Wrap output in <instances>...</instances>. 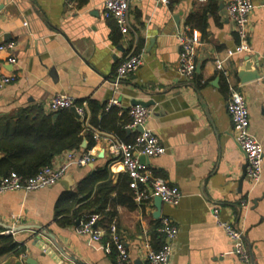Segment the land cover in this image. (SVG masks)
<instances>
[{
	"label": "crops",
	"instance_id": "obj_1",
	"mask_svg": "<svg viewBox=\"0 0 264 264\" xmlns=\"http://www.w3.org/2000/svg\"><path fill=\"white\" fill-rule=\"evenodd\" d=\"M252 2L251 50L236 54L238 38L227 15L226 0H130L126 33L119 31L112 17L104 16V0H0V44L12 42L16 59L10 63L11 52L0 50V72L17 75L0 91V117L25 110L49 112V100L61 93L74 97L79 107L88 101L105 111L115 107L120 122L129 120L127 126V108L134 100L153 102L147 107L150 114L145 127L157 135L165 152L148 158L145 164L154 177L175 186L181 198L174 206L162 203L157 217L153 199L135 203L133 208L123 204L113 207V220L129 252L126 264H147L144 243L156 250L167 241L158 230L161 217H167L178 229L170 242L168 264H241L212 216L214 206L222 220L243 230L253 264H264V0ZM183 32H196L199 38L191 78L180 72L177 35ZM140 43L142 47L136 52ZM132 53L142 54V64L119 85H111L117 65ZM246 57L258 68L260 77L240 84L237 69ZM216 59L224 61L230 83L244 95L250 130L263 148L262 176L257 184L244 176L246 157L234 137L226 109L228 84L215 68ZM136 132L126 128L127 139L123 141H131ZM83 140L86 147H81V142L77 151H92L93 159L86 166L68 169L64 177L71 179L69 189L58 181L37 190L0 194V235H7L5 225L17 215L20 224L44 226L72 259L49 238L27 229L13 234L24 252L18 257L1 256L0 264H13L18 259L37 264H117L114 252L104 250L105 234L100 241H92L78 233L77 228L87 218L61 223V216H56L61 197L75 192L93 171H109L107 183L116 187L111 198L121 197L118 189L126 185V173L106 142L95 141L88 148L89 141ZM63 153L51 164H58ZM241 201L247 206L241 207ZM46 248L52 250L43 254Z\"/></svg>",
	"mask_w": 264,
	"mask_h": 264
},
{
	"label": "built area",
	"instance_id": "obj_2",
	"mask_svg": "<svg viewBox=\"0 0 264 264\" xmlns=\"http://www.w3.org/2000/svg\"><path fill=\"white\" fill-rule=\"evenodd\" d=\"M67 1L72 2V0ZM159 1L161 3L168 2V0ZM129 2L130 0H104V16L106 18L112 17L121 33H126L129 30L127 17ZM253 9L252 0H226L227 15L233 21L238 38V44L234 51L236 54L251 50L248 38L250 16ZM177 37L180 46V72L185 78H191L194 74L193 54L195 46L199 43L198 35L196 32L191 33V35L183 32ZM0 50L11 52L9 62H16L12 54L14 50L12 42L1 43ZM141 64V53L128 55L117 65L110 84L113 86L119 85L122 79L136 71ZM262 67L264 68V55ZM215 68L228 84L226 109L231 119L235 140L246 157L245 177L251 184H257L262 176L263 148L250 130L249 111L245 97L238 86L230 83V71L223 60L216 59ZM16 78L17 75L14 73L0 72V91L13 83ZM72 106L76 108L81 119H84L85 109L77 106L75 98L67 94L57 93L52 96L48 103V110L49 112H56ZM127 114L130 117V123L125 128L137 131L138 126H143V130L141 132L137 131L131 141L125 142L116 136L97 130L93 131L92 138L94 141L106 142L110 151L117 155L128 177V186L133 191V200L136 204H142L158 196L165 204L177 205L181 198L179 190L164 179L154 177L148 166L139 159L141 155L152 158L165 152V147L160 143L157 135L145 127L150 114L149 109L143 105L134 104L127 108ZM92 159V151L80 153L74 149L67 150L63 153V159L58 164L44 166L32 177H23L16 172H10L7 176L1 177L0 194L15 190L28 192L53 185L64 177L71 166H86ZM240 205L246 207L247 203L241 201ZM211 211L215 222L223 229L230 240L233 253L238 261L241 264H253L251 253L246 246L243 230L229 221L222 220L218 207L214 206ZM96 220L97 216L91 215L88 219L82 221L77 228L78 233L88 236L92 241H100L103 234H108L104 250L107 253L114 252L117 264L128 263L130 260L129 252L121 238L116 221L111 220L106 228L102 229L96 226ZM9 225L11 227L20 225V216L12 215ZM158 230L165 235L167 241L156 250L148 242L144 243L147 264H168L172 254L170 242L178 234L177 227L167 217H161ZM14 233L12 229L7 230V234L13 235Z\"/></svg>",
	"mask_w": 264,
	"mask_h": 264
},
{
	"label": "trees",
	"instance_id": "obj_3",
	"mask_svg": "<svg viewBox=\"0 0 264 264\" xmlns=\"http://www.w3.org/2000/svg\"><path fill=\"white\" fill-rule=\"evenodd\" d=\"M189 16L187 23L190 24L192 14ZM200 26L204 27V23L201 22ZM141 47L142 43L137 46L136 52ZM76 105L79 106L80 102H76ZM83 106L84 119H77L69 108L56 112L25 110L16 116L0 117V176L16 172L23 177H32L42 167L51 165L56 155L67 150H80L83 138L89 141L90 148L95 143L92 138L94 129L112 133L122 140L127 139L125 126L129 120L120 122L121 117L117 115L115 107L105 111L104 107L96 106L92 101ZM54 114L56 118H53ZM99 114L102 117L99 118ZM109 175L106 168L93 171L78 184L75 192L61 197L56 206V216H61V223L97 215L96 226L106 228L104 222L109 223L116 214L113 207L123 204L133 208L135 202L127 175L126 185L118 189L117 194H121V197L114 198L110 194L116 187L107 183ZM99 182L102 183L97 185ZM122 192L126 193L122 195ZM76 204L78 206L73 209ZM66 214H69L68 218L64 216ZM107 237L108 234H105L104 240ZM23 252L24 246L17 243L13 235H0V257L9 254L18 257Z\"/></svg>",
	"mask_w": 264,
	"mask_h": 264
},
{
	"label": "water",
	"instance_id": "obj_4",
	"mask_svg": "<svg viewBox=\"0 0 264 264\" xmlns=\"http://www.w3.org/2000/svg\"><path fill=\"white\" fill-rule=\"evenodd\" d=\"M174 19H175L176 24H178V18L174 17ZM259 77H260V72H259L258 68L253 65V61L249 57L244 58L243 63L237 69V78L239 80V83L240 84H245L247 82H250V81L258 79ZM152 103H153L152 101H150V102L141 101V100H134L133 101V105L134 104H140V105H143L144 107H148ZM69 109H70V111L73 113V115L77 119L81 118L80 115L77 113V110H76V108L74 106L70 107ZM53 118H56V114L53 115ZM142 130H143V126H138L137 127V131L138 132H141ZM81 147H83V148L86 147V141L85 140L82 141ZM0 159H1V156H0ZM139 159H140L141 162L146 163V160L148 158L146 156H144V155H141L139 157ZM246 166H247V163L245 164V167H244V173H245V170H246ZM244 176H245V174H244ZM244 176L240 179L239 183H241L243 181ZM60 182L63 184L65 189H69L70 186H71V179H70L69 176H65V177L61 178ZM162 203L163 202L160 199V197L156 196V197L153 198V204H154V206L156 208L155 217H157V215L160 214ZM255 203L256 202H254V204ZM77 224H79V221H77ZM5 228L7 230L12 229L15 233L19 232V231H22V230L30 229V230H33V233H35V234L46 236L47 238L50 239L51 243L67 259H72L71 255L67 251H65L63 249V247H61L57 243V241L55 240V236L52 233L48 232L44 226L35 225V224H20V225L14 226V227H11V225H5ZM51 250H52L51 248H46V249H44L43 254H46V253H48ZM13 264H37V263L35 261L31 262V261H29V259H27L25 261H22V260L18 259Z\"/></svg>",
	"mask_w": 264,
	"mask_h": 264
}]
</instances>
